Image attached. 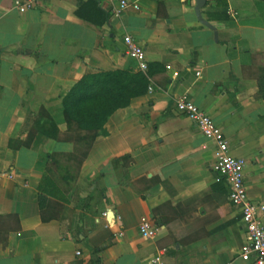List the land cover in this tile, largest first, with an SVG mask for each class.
<instances>
[{
  "label": "crops",
  "instance_id": "obj_1",
  "mask_svg": "<svg viewBox=\"0 0 264 264\" xmlns=\"http://www.w3.org/2000/svg\"><path fill=\"white\" fill-rule=\"evenodd\" d=\"M17 1L27 0H0V264H98L96 251L101 264H155L159 252L163 264H254L239 257L245 225L212 171L215 146L176 101L187 95L212 118L264 207V2L206 0L215 37L196 0H124L138 9L119 16L121 0H96L98 11L91 0H34L24 13ZM125 35L153 65L151 90L110 116L66 202L47 188L63 206L42 222L49 156L73 152L63 99L86 74L138 71ZM143 221L154 238L141 237Z\"/></svg>",
  "mask_w": 264,
  "mask_h": 264
},
{
  "label": "trees",
  "instance_id": "obj_2",
  "mask_svg": "<svg viewBox=\"0 0 264 264\" xmlns=\"http://www.w3.org/2000/svg\"><path fill=\"white\" fill-rule=\"evenodd\" d=\"M91 4L97 8L96 0ZM264 2V0H259ZM153 65L146 72L115 70L84 75L63 99V117L67 132L73 136V152L71 154H53L45 168L44 177L38 185L37 203L42 222L57 218L62 204L50 199L47 188L59 192L61 200L73 188L79 169L87 158L93 143L98 137H104L107 120L114 112L128 107L134 98L144 96L150 88ZM257 97L264 102V73L257 78ZM39 131L31 129L24 146L29 147ZM123 160L130 159L129 156ZM51 190V189H50ZM63 202H66L65 199ZM54 203L59 205L54 208ZM10 230H18L19 225ZM99 251H96L97 263L101 264Z\"/></svg>",
  "mask_w": 264,
  "mask_h": 264
},
{
  "label": "built area",
  "instance_id": "obj_3",
  "mask_svg": "<svg viewBox=\"0 0 264 264\" xmlns=\"http://www.w3.org/2000/svg\"><path fill=\"white\" fill-rule=\"evenodd\" d=\"M16 6L20 13H24L33 8L34 0H27L23 3L17 1ZM128 7L138 9L137 5L121 0L115 16H119ZM123 43L125 54L136 62L138 71L146 72L148 66L142 47L128 35L124 36ZM150 90L151 87L148 91ZM176 109L191 120L203 137L211 141L215 146L216 157L212 171L226 182L229 190V201L234 207L239 209L242 222L245 225V242L240 247V259L243 262L264 264V224L261 220V213L264 211V207L256 205L249 199L244 184V160L235 158L229 153L228 143L222 131L210 116L196 107L187 95H182L177 99ZM138 231L144 239L155 237V230L148 221L141 222L138 226ZM152 262L163 264L161 252L153 258Z\"/></svg>",
  "mask_w": 264,
  "mask_h": 264
},
{
  "label": "water",
  "instance_id": "obj_4",
  "mask_svg": "<svg viewBox=\"0 0 264 264\" xmlns=\"http://www.w3.org/2000/svg\"><path fill=\"white\" fill-rule=\"evenodd\" d=\"M205 2L206 0H196V5H195V15L197 17V20L202 23L203 25L207 26L208 28H210L211 30H213L214 32V35L216 37V31H215V28L212 27L211 25H209L207 22H205L203 19H202V16H201V9L202 7L205 5Z\"/></svg>",
  "mask_w": 264,
  "mask_h": 264
}]
</instances>
